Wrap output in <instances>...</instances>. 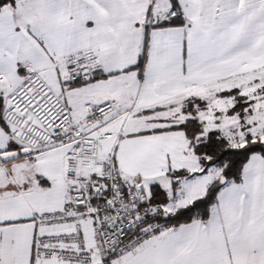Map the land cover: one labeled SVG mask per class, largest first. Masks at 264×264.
I'll use <instances>...</instances> for the list:
<instances>
[{
  "label": "snow or ice",
  "instance_id": "obj_1",
  "mask_svg": "<svg viewBox=\"0 0 264 264\" xmlns=\"http://www.w3.org/2000/svg\"><path fill=\"white\" fill-rule=\"evenodd\" d=\"M0 264H264V0H0Z\"/></svg>",
  "mask_w": 264,
  "mask_h": 264
}]
</instances>
